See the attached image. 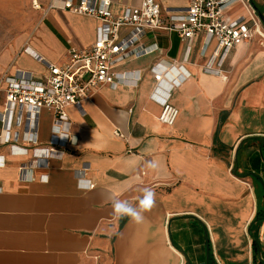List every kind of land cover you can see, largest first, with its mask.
<instances>
[{
	"label": "crops",
	"instance_id": "0c3cea01",
	"mask_svg": "<svg viewBox=\"0 0 264 264\" xmlns=\"http://www.w3.org/2000/svg\"><path fill=\"white\" fill-rule=\"evenodd\" d=\"M63 1H43L41 21L6 55L0 77L40 81L48 72L39 58L59 65L70 48L94 43L95 19L48 9ZM141 1L111 0L110 11L121 15ZM155 1L163 10L187 4ZM249 1L264 29V0ZM139 44L152 52L115 66V89L102 86L80 110L66 109L57 147L44 110L25 141L31 124L20 123L19 110L7 112L1 87L0 264H253L254 239L264 263V40L233 49L219 75L203 73L213 51H203V36L186 43L174 32L146 31ZM170 64L188 77L174 88L164 83L153 98L150 69ZM165 93L178 111L172 127L158 121ZM151 160L157 170L146 166ZM144 188L156 203L143 223L117 219L111 199L135 205Z\"/></svg>",
	"mask_w": 264,
	"mask_h": 264
},
{
	"label": "built area",
	"instance_id": "2783aa9c",
	"mask_svg": "<svg viewBox=\"0 0 264 264\" xmlns=\"http://www.w3.org/2000/svg\"><path fill=\"white\" fill-rule=\"evenodd\" d=\"M186 3L184 9L163 10L155 0H142L139 7L126 9L121 15L111 13V0H78L77 3L65 0L60 6L49 4V10L61 9L95 19L98 22L96 39L85 49L70 48L66 60L59 65L39 58L48 72L40 81L23 73L0 77V89L5 87L7 112L19 110L20 123L31 124L30 136L25 141H33L35 119L42 110L53 116L52 147L65 141L66 109L72 106L80 110L82 101L89 99L102 86L115 89L118 83L114 67L126 59L152 52L139 44L146 31L174 32L180 41L186 43L196 36H203V51L213 44L203 73L212 75L220 74L233 49L254 37L264 40L262 23L249 0H186ZM236 5L242 8L239 16L232 14ZM36 8L40 9L39 6ZM160 67L156 65L150 69L155 82L153 98H157L164 83L168 88H174L180 80L188 77L181 66ZM172 70L177 71V77L167 80ZM168 97L169 94L165 93L162 98L158 121L172 127L178 111L168 102ZM55 127H60L64 135L55 133ZM115 136L122 137L119 132H115Z\"/></svg>",
	"mask_w": 264,
	"mask_h": 264
},
{
	"label": "rangeland",
	"instance_id": "374dc122",
	"mask_svg": "<svg viewBox=\"0 0 264 264\" xmlns=\"http://www.w3.org/2000/svg\"><path fill=\"white\" fill-rule=\"evenodd\" d=\"M43 1L0 0V64L9 53L15 55L35 30L42 18Z\"/></svg>",
	"mask_w": 264,
	"mask_h": 264
},
{
	"label": "clouds",
	"instance_id": "9594fccd",
	"mask_svg": "<svg viewBox=\"0 0 264 264\" xmlns=\"http://www.w3.org/2000/svg\"><path fill=\"white\" fill-rule=\"evenodd\" d=\"M53 131L59 133L61 136L64 135L60 127H55ZM2 164L3 158L0 157V166ZM146 166L149 169L157 170L159 168V162L151 160L147 162ZM44 179L47 180V177ZM155 197L156 193L152 188H144L142 194L137 197L138 203L135 205L126 199H111L112 213L117 219L128 218L130 222L141 224L145 219L144 213L151 211L155 206Z\"/></svg>",
	"mask_w": 264,
	"mask_h": 264
},
{
	"label": "trees",
	"instance_id": "16d2710c",
	"mask_svg": "<svg viewBox=\"0 0 264 264\" xmlns=\"http://www.w3.org/2000/svg\"><path fill=\"white\" fill-rule=\"evenodd\" d=\"M261 212H257L255 221L260 220ZM259 246L257 241L254 239L252 242V256H253V264H264L259 260Z\"/></svg>",
	"mask_w": 264,
	"mask_h": 264
},
{
	"label": "water",
	"instance_id": "95a60500",
	"mask_svg": "<svg viewBox=\"0 0 264 264\" xmlns=\"http://www.w3.org/2000/svg\"><path fill=\"white\" fill-rule=\"evenodd\" d=\"M262 22H263V24H264V20L262 19Z\"/></svg>",
	"mask_w": 264,
	"mask_h": 264
}]
</instances>
